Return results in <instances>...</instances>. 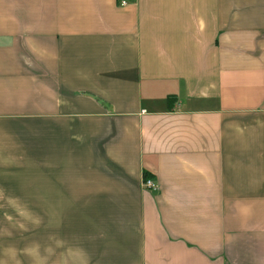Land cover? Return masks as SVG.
I'll return each instance as SVG.
<instances>
[{"label": "crops", "instance_id": "obj_1", "mask_svg": "<svg viewBox=\"0 0 264 264\" xmlns=\"http://www.w3.org/2000/svg\"><path fill=\"white\" fill-rule=\"evenodd\" d=\"M0 264H264V0H0Z\"/></svg>", "mask_w": 264, "mask_h": 264}, {"label": "built area", "instance_id": "obj_2", "mask_svg": "<svg viewBox=\"0 0 264 264\" xmlns=\"http://www.w3.org/2000/svg\"><path fill=\"white\" fill-rule=\"evenodd\" d=\"M127 2L126 1H122V4L125 5ZM144 185L145 187L147 188H150V189H156L157 188V184L156 182L150 178V177H144Z\"/></svg>", "mask_w": 264, "mask_h": 264}, {"label": "trees", "instance_id": "obj_3", "mask_svg": "<svg viewBox=\"0 0 264 264\" xmlns=\"http://www.w3.org/2000/svg\"><path fill=\"white\" fill-rule=\"evenodd\" d=\"M169 102L171 103V98H168V104H169ZM145 177L147 178V177H149V175L146 174Z\"/></svg>", "mask_w": 264, "mask_h": 264}]
</instances>
